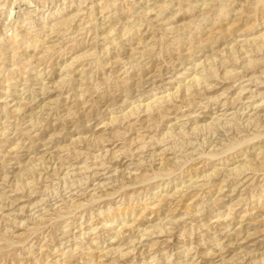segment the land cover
I'll return each instance as SVG.
<instances>
[{"label": "rangeland", "instance_id": "obj_1", "mask_svg": "<svg viewBox=\"0 0 264 264\" xmlns=\"http://www.w3.org/2000/svg\"><path fill=\"white\" fill-rule=\"evenodd\" d=\"M0 264H264V0H0Z\"/></svg>", "mask_w": 264, "mask_h": 264}]
</instances>
